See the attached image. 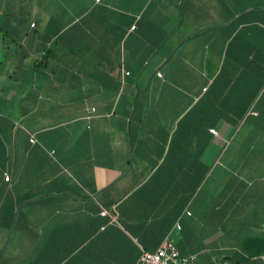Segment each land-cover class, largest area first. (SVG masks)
<instances>
[{
  "label": "crops",
  "instance_id": "0c3cea01",
  "mask_svg": "<svg viewBox=\"0 0 264 264\" xmlns=\"http://www.w3.org/2000/svg\"><path fill=\"white\" fill-rule=\"evenodd\" d=\"M167 236L264 264V0H1L0 264Z\"/></svg>",
  "mask_w": 264,
  "mask_h": 264
},
{
  "label": "built area",
  "instance_id": "2783aa9c",
  "mask_svg": "<svg viewBox=\"0 0 264 264\" xmlns=\"http://www.w3.org/2000/svg\"><path fill=\"white\" fill-rule=\"evenodd\" d=\"M96 1L98 2L99 0ZM157 76L160 77V73H157ZM209 133L213 134L214 136L217 135L215 129H209ZM30 142L34 143L35 140L31 137ZM8 179V177H5V181H8ZM101 215L106 216L107 211L102 210ZM192 260L193 256L182 257L175 247L174 242L169 236H167L156 249V251L147 252L142 250L136 264H188Z\"/></svg>",
  "mask_w": 264,
  "mask_h": 264
},
{
  "label": "water",
  "instance_id": "95a60500",
  "mask_svg": "<svg viewBox=\"0 0 264 264\" xmlns=\"http://www.w3.org/2000/svg\"><path fill=\"white\" fill-rule=\"evenodd\" d=\"M1 1V0H0Z\"/></svg>",
  "mask_w": 264,
  "mask_h": 264
}]
</instances>
